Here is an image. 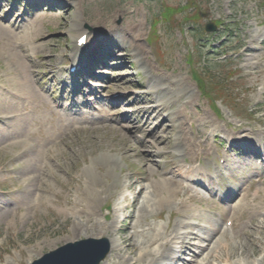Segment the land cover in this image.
Wrapping results in <instances>:
<instances>
[{
	"label": "rangeland",
	"instance_id": "obj_1",
	"mask_svg": "<svg viewBox=\"0 0 264 264\" xmlns=\"http://www.w3.org/2000/svg\"><path fill=\"white\" fill-rule=\"evenodd\" d=\"M2 2L4 6H0V21L4 22L15 0H0V3ZM58 2H60V6L56 7L58 11L53 10L51 4L43 5L48 6V9L38 13V16L35 15L34 8L31 9V6L23 3L21 9L15 8L6 21V25H10L16 18L26 17L25 26L28 28L30 25L37 24L38 41L33 46L34 51L30 52L27 61L29 69L35 71L34 83H31V87L33 91L38 92L44 87L46 90L44 93L49 97L44 107L58 111L59 114L57 116L49 114L45 112L44 107L39 108L40 112L34 111L29 115H26L27 110L21 111L14 126L17 128L22 126L23 129L9 137L0 135V208L5 210L9 206V212L6 215L2 214L3 210L0 211V240L3 241V245L0 246V264H31L37 258H41V253L51 251L49 247H54L56 242L63 245L68 240H86L90 237L96 240L107 238L117 242L118 238L127 237L126 230L131 226L132 218L138 214V208L143 202L145 206L151 205L149 208L152 210V214L141 223L144 229L150 231L148 238L152 237L149 229L159 230L164 235L167 234L166 232L176 231L168 238L172 239L179 233H187L188 237L184 244L189 242L190 244H185L188 248H192L191 243L207 245L205 242L198 241L195 236V233L205 232L204 229H194L186 225V223L193 224L194 221L200 222L202 226L219 225L215 215L211 216L204 212L206 208L220 212L219 207L206 200L199 201L200 196L197 195L199 189L198 191L189 190L184 199L181 196L177 197L176 206L173 203V205H163L160 209L156 205L155 195H149L148 191L146 195H143L138 206L134 203L136 193L141 187L154 185L162 177H174L181 181L182 178L178 175L184 163L181 164V160L176 158L175 153H171L173 138L177 135L176 132H172L168 134L167 145H163L166 148V154L151 159L158 176L150 174L148 162L144 160V156L149 157L153 151L148 148L149 144H145L151 138L148 136L149 130L161 124L159 132H165L169 129L167 125L169 122L161 121V118L157 120L152 118L150 128L145 131L135 128V125L133 129L127 130L126 127L131 125H128L129 115H125V109L130 107V111L137 110L139 105L148 103L146 101L136 103V100L141 98L134 93H138V89L146 90L148 86L147 74L150 71L146 68L150 69L149 62L159 76L184 81V84L182 82L181 84L184 88H186L185 85L191 86L192 92H186V94L193 96L194 101L188 106L185 105L183 109L182 105L189 101V96H187L188 100L181 96L182 99L177 103L176 108L183 109L182 114L190 116L193 120V126H191L187 118L184 127L190 140L195 139L199 144V147L193 144L191 150H196L200 154L199 150L203 142L210 147L203 149L209 150L210 155V162L203 159L204 163L211 164L214 168V161H217V164L222 166L223 157L220 159L217 152L227 153L228 150L211 142L209 135H206L200 124L202 121L197 120L198 112L202 115L205 112L208 113V121L222 119L217 121L218 125L229 135L234 131L241 137H247L252 132L251 127L264 128V78L253 75V67H247L244 61H238L232 55L239 40L245 43L251 34L256 36L258 31L264 30V0H58ZM26 7L29 8L28 13H25ZM16 13H19L18 17ZM162 16L164 19L166 17L167 22L162 20ZM157 21L159 23L157 28H152ZM208 23H217L220 27L215 33L205 34L204 28ZM131 24L140 26L141 37L138 39L147 57H143V53L141 55L136 51L132 43L128 45L130 43L128 40L119 42L124 45V49H121L117 42H115L117 46L111 44L113 38L109 30L114 29L122 33L130 29ZM73 26L75 29L72 32L70 30ZM228 29L233 31L231 36L227 33ZM79 30L86 33V36L93 41L91 47L85 51L89 57H95L106 51L112 53V57L99 67L105 76L96 78L101 85L111 89L107 93L105 89H100L103 98L98 106L107 110L111 120L109 122L98 120L100 114L97 111L87 113L84 109V113L73 114L68 109H66L67 112L63 110L68 108L65 101L70 100V95L63 92L66 73L58 76L57 83H53L49 77L50 65L54 67L71 65L70 56L76 43V34L77 36L82 34L77 33ZM16 32L20 33V31ZM154 32L158 35H152ZM0 33L4 34V32ZM150 35H152L151 38ZM205 38L212 41L203 48L201 41ZM262 39L258 40L256 46L264 48V39L263 41ZM42 43H46V47H40ZM9 49L10 47L6 45L1 47L2 52ZM213 49H221V54L212 56ZM8 54H0V88L2 91H7L12 85H16L17 90L21 92L23 89L15 84L17 78L14 75L17 72L21 80V74L25 72L17 70L16 66L12 65L14 59L11 53ZM154 55L158 57V62ZM260 55L261 59H264V49L261 50ZM143 58L149 60L146 63L149 67L144 65ZM191 74L198 77L199 84L201 83L205 89V97L200 92L201 86L194 82ZM155 77L158 80V76ZM128 92L131 94L127 98L112 97ZM209 97L218 99L214 106L216 105L221 118H216ZM9 98L20 109L36 106L30 102L23 103L14 101L12 97ZM58 101L61 106L57 104ZM0 102H3V98H0ZM0 106V116H2L3 108L1 104ZM59 115H65L66 119L64 118L63 122H57ZM68 118H71L72 123ZM54 124L61 133L54 132ZM208 125L210 126L211 123ZM224 125L229 128L225 129ZM207 130L206 127V132ZM192 133L198 134V137L193 138ZM143 137H145L144 140H142ZM44 143L49 144L47 148ZM224 145L227 146L226 142ZM35 148L52 150L56 158L49 161L53 172L44 178L45 189L48 188L47 192H49L45 195L47 200L36 210L30 211L23 205L24 188L20 173H5L3 170L17 169L19 164L26 161L24 155H19ZM58 150L62 152L59 153ZM191 157L195 155L191 154ZM205 164H202L201 169L206 168ZM261 171L264 176V166ZM230 173L224 171L220 175L222 181L230 179L226 185L227 189L231 185L242 184L248 178L243 175V171ZM258 177L259 175L256 174L251 176V178ZM144 179L147 180L142 182ZM130 183H138L133 191H128L126 188ZM262 183H264V177H262ZM218 189L224 190L222 186ZM259 189L262 191L260 195L256 197H253L252 193L250 197L248 195V205L247 201L243 202L244 209L233 220L234 231L227 233L226 237L222 235L223 232L213 235L215 238L211 248L220 247L227 259H215L214 256L219 249L213 254H210L209 248L202 253L201 249H197L198 256L193 259L192 264H199V262L200 264H263L264 184ZM78 194L82 195L84 202L90 195L98 196V202L93 201L86 206L93 209L96 214H101L98 220L110 228L116 227V232L108 231L105 234L102 230H97L90 225L82 228L77 234L73 232L75 223L82 219L81 217L78 219L79 213L75 216L70 211ZM201 196L206 199L210 197L209 195ZM189 197L194 199L190 200ZM182 201L187 208L178 205ZM118 207L125 209L116 215L114 209ZM19 214H28L30 219L26 221L23 219L14 225L13 220L18 218ZM115 215L118 216L119 222L113 225ZM232 216L229 218L232 219ZM181 222L184 225L177 227V224ZM164 241L166 240L162 239L159 244ZM39 246L42 247L38 248ZM241 246L246 247L245 253L249 254V259L242 256ZM115 253L111 250L110 257H106L101 264L109 260L114 262ZM180 255L181 253L178 254ZM207 255L209 256L206 261ZM191 258L189 253L184 255L183 262L178 263H189Z\"/></svg>",
	"mask_w": 264,
	"mask_h": 264
},
{
	"label": "bare ground",
	"instance_id": "obj_2",
	"mask_svg": "<svg viewBox=\"0 0 264 264\" xmlns=\"http://www.w3.org/2000/svg\"><path fill=\"white\" fill-rule=\"evenodd\" d=\"M49 2L54 0H47ZM45 3V1H44ZM4 3H1V6H3ZM36 25H30L28 28L23 29V22H15V26L18 28L21 33L16 34L17 31L13 26H8L6 24L0 23V32H4V34L0 33V54L2 53H11L13 57L12 65L16 66L17 70H23L25 74L22 75V81L19 79L17 72H15V77L17 78L18 87H22L21 92L17 90L16 85H12L10 89L7 91L0 88V98H3V102L0 104L2 105L3 111L2 116H0V135L9 137L12 134H15L16 132L21 131L23 128L22 126H14V123L19 119V113L21 111H29L26 113V115H29L32 110L35 109V111L40 112L39 108H43L45 106V102L47 100V97L42 92L39 93L38 91H33L31 87V83H34V72L29 69V66L27 65V61L29 60V54L30 52L34 51V45L38 41V32L36 29ZM131 28L123 31L122 33H118L114 29H110L109 32L112 35L113 38H116L117 42H123L125 40L130 41L128 45L132 43L133 47H135L136 51L139 53H144L145 51L142 49L140 45V40L138 39L141 37V29L140 26L137 24H131ZM75 27L73 26L70 31H74ZM82 31V30H81ZM80 30L77 33L81 32ZM6 32V33H5ZM82 33V32H81ZM85 35V33L79 34L77 36L76 34V41L81 37ZM264 39V30H260L257 32L256 36H249V40H247L245 43L242 44V50L241 54L239 56L240 61H244L247 67H253L254 72H252L253 75L257 77H263L264 78V59H261L260 52L264 48L256 46V43L259 39ZM262 39V41H263ZM92 41L90 37L87 39V43L89 44ZM9 46V51L3 50L1 51L2 46ZM78 45L75 43L73 47V52H78ZM40 47H46V43L40 44ZM9 55V54H8ZM49 58V57H48ZM49 62H51V59L49 58ZM49 68L51 70H55L57 67L50 65ZM20 74V73H19ZM166 81L169 84V90L167 88H156V96L159 97L163 93H171L173 94V98H169V103L160 104L156 106V114L157 117L163 118L165 114L169 115L170 118V127L167 129V131L159 132V129L161 127V124H157V126L149 133L150 137L153 139V141L148 145L149 149H153L152 153L148 156H144V160L147 161V167L149 168L150 174H153L154 176H158L156 173L155 168L153 167V163L151 159L153 157L162 156L163 154H166V148L165 146L169 142L168 134L172 132H179L181 130V123H179L180 120L178 115L181 113L180 109L176 112L172 111L173 106L178 102L181 94H184L186 91H190V89H186L183 87L182 84H184V81H174L173 79L166 78ZM174 84L177 85V89L174 87ZM30 85V87H29ZM161 86V85H160ZM165 90V91H164ZM177 90V91H176ZM174 91V92H173ZM12 97L14 101H20V102H30L35 104L36 106L34 108L24 107L23 109H20L16 103L11 102L10 98ZM158 99H162V97H159ZM172 101V102H170ZM194 98L193 96H189V104L193 103ZM43 105V106H42ZM1 107V106H0ZM45 110L49 111L48 109L44 108ZM5 111V112H4ZM53 113L54 115H58L59 112L56 111H49ZM152 114L155 113L154 110L151 111ZM176 114V116H174ZM152 117V116H151ZM66 118V116H61L57 119V122H61ZM190 118V116L188 117ZM208 113L205 112V114H199L197 117V120L202 121L200 124L201 126L206 127L208 122ZM151 118L147 119L143 123L142 128H146L150 126ZM163 123V122H162ZM175 124V126H173ZM169 125V124H168ZM17 128V129H16ZM54 132L55 133H61V130H57L55 127V124L53 125ZM213 131H216L217 125L213 124L209 126ZM42 137V135H41ZM186 135L183 133V136L176 135L175 142L173 144V147L171 148L173 151L177 153V155L181 158L185 157L186 154L191 153V150L187 147L186 141H185ZM50 141H52L50 139ZM48 143H44L45 148L48 147ZM163 145H165L163 147ZM264 149V146L261 147ZM55 151V150H54ZM59 153L62 152V150H58ZM182 153V154H181ZM184 154V155H183ZM25 156L26 161L22 164H19L16 168H12L11 171L9 170H3L5 173H17L19 172L22 179V184L24 190L22 191V200L23 205L27 207L28 210L33 211L38 208L39 205L44 203L47 199L45 195L49 192H47L48 188L46 187V181L44 178L49 176L53 170L50 167V162L53 161L56 156L53 154L52 150H39L38 148H35V150H26L23 153H21L19 156ZM59 155V154H58ZM151 157V158H150ZM44 161H46L44 163ZM49 163H48V162ZM113 167V166H112ZM111 168V167H109ZM22 174L24 176H22ZM107 175V173H106ZM147 179L142 180V182H145ZM142 184V183H140ZM138 183H130L126 186L128 191H133L137 187ZM33 188V189H31ZM242 187H237L236 192L240 191ZM187 190H189V187L184 185L181 182L176 181L174 178H160V180H157L154 185H149L146 188L141 187L139 192L136 193V201L134 203L137 204V206L140 204V200L143 198V195L148 194L149 195H155L156 198V205L162 209L163 205H173V203L176 206V199L177 197L184 195H187ZM106 192V191H104ZM236 192L232 195H228V198H233L236 195ZM83 193V191L81 192ZM98 196L96 195H90L89 197L84 199L82 195L78 194V197L74 200L72 203L70 211L76 216V213H79L81 220L78 221V223H75L73 227V232L76 234L82 229L86 228L89 225L91 227H95L97 230H102L103 233L107 234V232H116V227L110 228L103 224V222H100L97 217L98 215L95 214L93 209L86 206V204L91 203L93 201L98 202ZM192 199V197H191ZM247 201V195H242V198L238 205L235 207V213L239 214L244 209L243 202ZM13 203V202H12ZM249 203L247 202V205ZM179 206H183L185 208L186 205L184 202H180L178 204ZM150 206H145L144 202L142 205L138 208V214L134 216L133 222L131 226L126 230L125 235L127 237L124 238H118L117 242L114 240H109L111 245V250L115 251L116 260L112 262L111 260L105 261L104 264H158L159 262L161 264H167L165 263L166 260H169L172 264H178V262L182 261L184 259V255L191 254L192 258L190 260V263L192 264L194 262V258L198 256V252H196L197 249H202L200 245H190L192 246V249L186 248L184 242H186V239L188 237L187 233L184 234H178L176 236H173L172 240L168 238V236H172L176 231L166 232L167 234H162L159 230H151L152 237L150 236L148 238V233L150 231L144 229V226L141 225L142 222L150 215L152 214V210L149 208ZM7 209L3 210V208H0V211L3 210L2 214H7L9 212V206L6 207ZM125 208L122 209L117 208L115 210V214L121 213ZM188 210V209H187ZM71 212H67L70 214ZM24 219V220H23ZM30 219L28 217V214H19L18 218H14L13 223L16 225L18 221H26ZM118 216L115 217V219L112 221L113 225L118 224ZM184 225L183 222L178 223L177 227H181ZM186 225L194 228V229H204L205 232H202V234L195 233L197 236V240L207 243L205 248L201 251V253L206 249L208 251V248L210 250V254H213L214 251H217V255L215 256L218 260L227 259L226 256H224L223 251L220 249V247H213L211 248L213 242H214V234L218 231V226H202L200 222H196L193 224L186 223ZM101 227V228H100ZM194 234V233H193ZM223 236L226 237V234L224 233ZM165 237V238H163ZM148 238V239H147ZM164 239L162 244H159V242ZM76 241V239L68 240L65 243ZM171 241V242H170ZM179 241V242H177ZM217 243V242H216ZM3 242L0 243L2 245ZM54 247H49V250L51 252L57 250V248L60 246V242L54 243ZM172 244H178V247L174 248ZM42 246H39L40 248ZM179 248H181V251H179ZM246 247L241 246L242 256L246 259H249V254L245 253ZM181 253L180 256H173V254ZM43 255V253H41ZM209 255L206 257V261ZM110 257V256H109ZM108 257V258H109ZM13 260V258H11ZM168 261V262H169ZM264 264V259H263ZM190 263H183V264H190ZM8 264V263H7ZM180 264V263H179Z\"/></svg>",
	"mask_w": 264,
	"mask_h": 264
},
{
	"label": "water",
	"instance_id": "obj_3",
	"mask_svg": "<svg viewBox=\"0 0 264 264\" xmlns=\"http://www.w3.org/2000/svg\"><path fill=\"white\" fill-rule=\"evenodd\" d=\"M96 243L98 242L69 245L34 264H99L108 253L109 246L105 241L99 243L100 245ZM88 245H92L93 248L88 249Z\"/></svg>",
	"mask_w": 264,
	"mask_h": 264
}]
</instances>
